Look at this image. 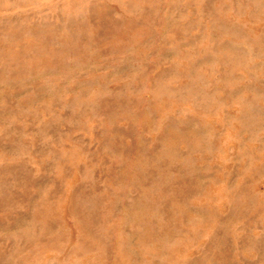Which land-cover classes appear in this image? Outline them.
<instances>
[{
  "label": "rangeland",
  "instance_id": "374dc122",
  "mask_svg": "<svg viewBox=\"0 0 264 264\" xmlns=\"http://www.w3.org/2000/svg\"><path fill=\"white\" fill-rule=\"evenodd\" d=\"M0 264H264V0H0Z\"/></svg>",
  "mask_w": 264,
  "mask_h": 264
}]
</instances>
